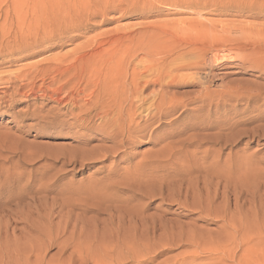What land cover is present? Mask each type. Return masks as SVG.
I'll return each mask as SVG.
<instances>
[{
    "label": "rangeland",
    "instance_id": "rangeland-1",
    "mask_svg": "<svg viewBox=\"0 0 264 264\" xmlns=\"http://www.w3.org/2000/svg\"><path fill=\"white\" fill-rule=\"evenodd\" d=\"M9 1L0 0V75L69 56L87 40L100 43L134 31L142 32L143 47L153 48L148 60L155 64L175 60L209 67L179 72L167 96L188 107L154 121L145 139L120 150L104 133L73 127L67 108L43 96L52 95L44 88L51 86L49 79L42 87L38 78L28 103L32 112L41 110L36 117L12 119L26 103L0 98V185L9 183L16 195H25L11 202L19 221L10 247L0 236V264H81L70 251L90 241L83 258L96 256L107 264H264V171L258 169L264 168V0H90L98 15L66 18L57 32L62 36L56 35L62 48L39 47L49 38L40 31L24 55L12 54L18 25L6 20ZM73 26L80 28L68 30ZM217 58L224 61L213 80L207 73ZM196 73L200 82L189 79ZM0 86L5 92L6 85ZM205 88L209 108L199 118L195 111ZM153 89L158 88L148 92ZM168 143L186 150L172 156L163 149ZM148 172L156 174L141 178ZM24 202L30 210L23 211ZM112 210L122 220L133 214L149 218L135 226L137 235L130 224L122 230L121 243L136 246V253L121 251L120 243L118 255L107 253L116 237ZM25 212L27 225L20 217ZM148 224L161 228L156 238Z\"/></svg>",
    "mask_w": 264,
    "mask_h": 264
},
{
    "label": "bare ground",
    "instance_id": "bare-ground-1",
    "mask_svg": "<svg viewBox=\"0 0 264 264\" xmlns=\"http://www.w3.org/2000/svg\"><path fill=\"white\" fill-rule=\"evenodd\" d=\"M94 4L90 0H10L6 7L5 17L6 20L10 19L12 24L16 22L18 25V29L15 31L17 33L16 43L18 44V50L12 54L20 53L24 55L29 50L31 51L33 46L29 41L34 35L39 34L40 31L49 35V38H44L39 47L43 46L45 50L62 48L63 44L60 45V40L63 41V39L58 38L56 35H61L60 32V34L57 32L63 28L62 24L65 22V19L72 18L75 14L81 15L83 12L91 11ZM97 15V12L93 10L90 12L88 19H93ZM77 17L79 18V16ZM73 28L75 31L80 26H73L68 28V30H72ZM10 31L5 32L3 37H7V33H10ZM141 38L142 32L134 31L130 34L112 36L107 41L100 43L96 39L87 40L69 56L65 55L63 57L43 60L36 64L24 66L22 70L16 73L0 75V85H6L5 92H0L2 94L0 98L9 96L13 101L19 100L22 103H26L24 106L25 110L17 112L14 115L12 114V119L17 120L19 116L28 117L30 114H32V117H36L41 110L32 112L31 105L28 103L31 97L36 94L34 88L38 78L43 82L42 87L45 85L46 80L49 79L51 86L44 88L51 91L52 95L48 96L44 92L43 96L48 101L67 108L66 114H69L74 121L73 127L82 128L87 132L95 131L106 134L109 142L113 141L117 150L125 147L126 144L136 145L138 138H146L154 121L170 116L180 108L188 107L189 104L185 103V101H175L168 98V83H174L180 75L179 72L182 73L183 71L194 69L193 67L206 68L208 66L206 62L178 63L175 60L155 64L148 60L153 48L143 47L145 41H142L143 38ZM167 58L164 56L162 59L165 60ZM222 61L224 60L217 58L216 64H214L216 66L210 65L209 72L207 73L208 78L215 79V71L223 66ZM189 79L192 82H200L197 73L189 75ZM151 87H157L158 89L148 92ZM203 91L204 93L199 97V100L197 99V103H201V105L199 106V110L195 111L198 114L196 117L199 118L209 108L206 99L210 97V91L208 88H205ZM154 107L157 114L153 112ZM207 120L210 121L211 118L209 117ZM97 121L100 123L94 126L93 123ZM63 122L67 121L64 120ZM117 129L119 130L118 133H116ZM144 132H146V135ZM154 132H152L149 139V142L153 144L158 139V137H154ZM119 136H121V140L117 142ZM219 136L220 134L212 137L215 140V144H220V141L216 140ZM191 139L192 137L188 140L192 141ZM185 145L190 147L193 144L187 143ZM163 149L169 150L172 156L178 154V151L183 153L182 151L186 150L184 145L177 147L170 143L164 146ZM106 157L107 155L102 156V158ZM155 169L157 171V167L152 168L151 171L154 172ZM165 169L167 170L168 168L165 167ZM258 169L264 171V168L259 167ZM4 173L5 165L0 162V180ZM155 174L148 172L143 174L141 178L148 179ZM12 188L13 185L9 183L0 185V236L5 243L4 247L11 246V241L14 240L16 235L15 230L17 229H15L14 225L19 221L16 220L19 216L15 218L17 209L11 207V202L14 198L20 197V199H24L23 196H25L21 192H19L21 194L18 193L19 195H16L17 191L12 192ZM130 189L131 192H135L133 188L130 187ZM31 207V204L28 202L25 204L24 202L23 211L24 208L30 210ZM112 212L114 211L109 212V220L113 224L111 230L115 232L116 237H112L113 242L110 246L106 247L107 253L118 255V243L121 244V251L126 252L128 250L129 252L136 253L138 251L136 246L121 243L122 230L123 228H127L126 225L130 224L132 229H134V234L137 235L139 230L135 226L145 224L149 221V218L140 214L130 216L128 213L129 217L122 220L118 217L119 215ZM22 215H20L22 223H26L27 225L29 215L26 212ZM118 221L119 223L114 226ZM149 224V228H147L151 230L150 236L156 238L155 235L161 228L154 225L149 226ZM71 246L73 247L72 244ZM90 246H93L91 241ZM90 246L79 244L74 250H68L70 252L73 251L72 257L73 255L76 257L77 255L81 264H107L106 260L97 259L96 256L83 258V254H86L85 250H90ZM63 253L66 252L63 251ZM95 254L97 253L94 252ZM124 263L125 260L119 262V264Z\"/></svg>",
    "mask_w": 264,
    "mask_h": 264
}]
</instances>
